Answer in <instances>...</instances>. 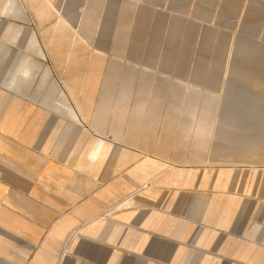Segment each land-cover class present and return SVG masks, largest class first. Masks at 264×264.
<instances>
[{"label": "rangeland", "instance_id": "obj_1", "mask_svg": "<svg viewBox=\"0 0 264 264\" xmlns=\"http://www.w3.org/2000/svg\"><path fill=\"white\" fill-rule=\"evenodd\" d=\"M7 2L0 124L47 136L43 153L58 152L67 178L79 170L85 195L128 200L122 211L140 232L179 242L128 248L127 256L264 264V109L239 114L227 135L220 128L231 88L243 93L254 78L264 81V0H16L6 16ZM15 31L14 42L3 39ZM23 64L28 74L11 90V72ZM204 100L219 105L201 133ZM232 134L255 149L230 153ZM99 139L108 151L89 163Z\"/></svg>", "mask_w": 264, "mask_h": 264}, {"label": "crops", "instance_id": "obj_2", "mask_svg": "<svg viewBox=\"0 0 264 264\" xmlns=\"http://www.w3.org/2000/svg\"><path fill=\"white\" fill-rule=\"evenodd\" d=\"M16 7V0H8L4 15H10ZM18 37L15 31L3 39L12 43ZM27 74V67L21 65L11 72L7 87L16 90ZM217 104L200 102L197 121L202 122L198 128L201 133L213 125L212 120H206L211 106ZM71 113L77 122V116ZM26 131L16 132L12 124H0V264H151L153 258L129 257L127 249L179 243L170 233L162 238L153 231L140 232L139 225L127 219L128 212L122 211L130 204L128 200L105 199L104 203L100 192L85 195L87 182L80 183L79 170L74 176L73 166L67 178L64 161L56 158L58 152L43 153L47 136ZM107 151L99 139L86 158L89 163L99 162ZM149 162L145 159L143 163ZM99 186L104 187L103 192L118 190ZM82 250L87 256L80 255Z\"/></svg>", "mask_w": 264, "mask_h": 264}, {"label": "bare ground", "instance_id": "obj_3", "mask_svg": "<svg viewBox=\"0 0 264 264\" xmlns=\"http://www.w3.org/2000/svg\"><path fill=\"white\" fill-rule=\"evenodd\" d=\"M230 51V49H229ZM229 56V55H228ZM227 56V58H228ZM224 78V77H223ZM264 81L260 77H256L252 81V86L251 89L248 87L245 92L243 91L240 92L239 88H231V92L227 97L226 100V105L229 108V114L225 118V121L223 125L220 127L221 128V133L224 135H227L230 133L232 130V126L234 125L233 123L238 120L239 114L243 113L246 117L245 118H250L254 116L255 114L261 112L264 109V94L258 95L253 89L260 88L261 90L264 89ZM263 96V97H262ZM241 102H246L250 105V107L244 108L241 106H238L236 104H240ZM252 104V105H251ZM231 135V134H230ZM233 139L231 142L234 144L235 149H231L232 154H234L237 157H242L244 155V151L251 152L252 145L249 147H240V146H245L244 144L242 145L240 140L236 142L237 137H235L236 134H232ZM224 150V149H222Z\"/></svg>", "mask_w": 264, "mask_h": 264}]
</instances>
